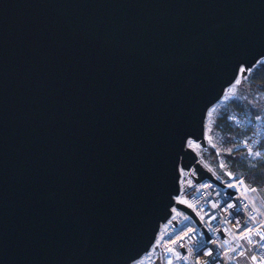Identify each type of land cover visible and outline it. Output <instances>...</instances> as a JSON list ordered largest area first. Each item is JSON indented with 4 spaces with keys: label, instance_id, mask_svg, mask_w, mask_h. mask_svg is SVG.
<instances>
[{
    "label": "water",
    "instance_id": "1",
    "mask_svg": "<svg viewBox=\"0 0 264 264\" xmlns=\"http://www.w3.org/2000/svg\"><path fill=\"white\" fill-rule=\"evenodd\" d=\"M263 58L264 0H0V264L147 253Z\"/></svg>",
    "mask_w": 264,
    "mask_h": 264
},
{
    "label": "built area",
    "instance_id": "2",
    "mask_svg": "<svg viewBox=\"0 0 264 264\" xmlns=\"http://www.w3.org/2000/svg\"><path fill=\"white\" fill-rule=\"evenodd\" d=\"M227 89L223 97L227 94ZM232 97L233 95L230 94L229 98ZM229 119L244 125V128L249 127L252 137L242 139L247 149L251 146L253 152L264 153V146L258 145L259 142H264L262 118L252 120L249 116L242 117L235 112ZM207 126L208 121L204 131L206 145L190 137L186 141V146L195 152L197 161L208 169L212 178L204 177L202 180H197L194 166L190 170L180 166V192L175 196L176 203L171 207V216L161 223L157 239L150 250L129 264H169V261L171 264H262L264 262V248L255 243L259 241L260 244H264V240H260L259 235H252L251 239L254 243L249 244L247 239L241 237V233H247L249 228L253 232L264 233V224L261 223L264 221V196L257 187L246 183L244 175L220 166L223 162L218 149L215 150L218 154V164L211 159L210 153L215 145ZM185 172L188 178L192 175L195 178L188 186ZM229 172L233 175H229ZM240 180H243V185L239 184ZM230 184L235 186L229 187ZM203 185L209 187H202ZM177 203L185 204L192 213L180 208ZM213 204L217 207L213 208ZM230 204L234 207L228 208ZM185 216L188 219H184ZM213 216L215 219H210ZM250 216H255L256 220L253 221ZM237 221L240 222L239 227ZM178 237L183 238L177 239ZM168 249L172 250L168 251ZM233 249L235 251H232ZM209 251L212 252L211 256L206 255ZM240 252H244L245 255H239ZM252 256L256 257L255 261L251 259Z\"/></svg>",
    "mask_w": 264,
    "mask_h": 264
},
{
    "label": "trees",
    "instance_id": "3",
    "mask_svg": "<svg viewBox=\"0 0 264 264\" xmlns=\"http://www.w3.org/2000/svg\"><path fill=\"white\" fill-rule=\"evenodd\" d=\"M232 95L208 118L207 130L215 145L210 153L211 159L218 164V154L215 153L218 149L225 168L244 175L246 183L257 187L264 196V156L248 155L242 139L252 137L249 127L244 128V125L229 119L232 113L237 112L252 120H264V59L259 60L246 75L234 83ZM258 145L263 147L264 142L261 141Z\"/></svg>",
    "mask_w": 264,
    "mask_h": 264
},
{
    "label": "snow or ice",
    "instance_id": "4",
    "mask_svg": "<svg viewBox=\"0 0 264 264\" xmlns=\"http://www.w3.org/2000/svg\"><path fill=\"white\" fill-rule=\"evenodd\" d=\"M229 151H231V149H229ZM248 155H250V156H255V157H262V156H264V154H262L260 151H255V152H253L251 146H249V148H248ZM220 166H221V167H224L225 165H224V164H221ZM228 174H229V175H233V173H231V172H229ZM243 183H244L243 180H240V181H239V184H240V185H243ZM233 186H235V185H232V184L229 185V187H233ZM202 187L207 188V187H209V185H203ZM249 190H251V191H255V189H249ZM190 206L194 207V205H190ZM212 207L215 208V207H217V205H216V204H213ZM231 207H234V205H231V204L228 205V208H231ZM245 207H247V206H245ZM225 210H226V209H225ZM250 218H251L253 221L256 220V217H255V216H250ZM184 219H188V217L185 216ZM201 219H203V217H201ZM210 219H215V217H214V216H213V217H210ZM261 223L264 224V221H261ZM239 226H240V222L237 221V227H239ZM190 231H194V230H190ZM252 235H259L260 240H264V233H262V232H253V230H252L251 228L247 229V233H243V232L241 233V237L244 238V239H247V242H248L249 244L254 243V241L251 239V236H252ZM182 238H183V237H178L177 239H182ZM173 243H175V241H173ZM225 243H227V241H225ZM255 243L259 244V246H260L261 248H264V244H260L259 241H256ZM238 247H239V245H238ZM171 250H172V249H168V251H171ZM232 251H235V249H233ZM238 254H239V255H245L244 252H240V253H238ZM206 255L211 256V255H212V252L209 251V252L206 253ZM177 258H180V257H177ZM184 258L186 259V257H184ZM251 259H252L253 261H255V260H256V257H255V256H252ZM169 264H171V261H169ZM262 264H264V262H262Z\"/></svg>",
    "mask_w": 264,
    "mask_h": 264
},
{
    "label": "rangeland",
    "instance_id": "5",
    "mask_svg": "<svg viewBox=\"0 0 264 264\" xmlns=\"http://www.w3.org/2000/svg\"><path fill=\"white\" fill-rule=\"evenodd\" d=\"M263 59H264V58H263ZM235 83H236V82H235ZM227 90H228V92H227V94H225V97H223V99H221L220 101H218L217 103H215V104L212 105V107L210 108V111H209V114H208L207 120H208L209 116L212 114V112L216 111L221 105H223V103H224L226 100H228L230 94H231V95L233 94V91H234V83H233V87L231 86V87H229ZM229 99H230V98H229ZM208 121H209V120H208ZM184 176H185V178L187 179V184H186L187 186H188L189 184H191L192 181L195 179L193 175L190 176V178H188V177H187V172L184 173Z\"/></svg>",
    "mask_w": 264,
    "mask_h": 264
}]
</instances>
